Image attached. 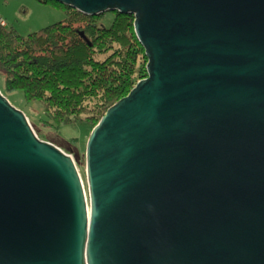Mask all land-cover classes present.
Here are the masks:
<instances>
[{
	"label": "water",
	"instance_id": "water-1",
	"mask_svg": "<svg viewBox=\"0 0 264 264\" xmlns=\"http://www.w3.org/2000/svg\"><path fill=\"white\" fill-rule=\"evenodd\" d=\"M135 16L147 77L85 180L0 89V264H264V0H53Z\"/></svg>",
	"mask_w": 264,
	"mask_h": 264
},
{
	"label": "trees",
	"instance_id": "trees-1",
	"mask_svg": "<svg viewBox=\"0 0 264 264\" xmlns=\"http://www.w3.org/2000/svg\"><path fill=\"white\" fill-rule=\"evenodd\" d=\"M40 1L62 6L65 18L27 35L0 18L2 92L22 90L27 101L42 104L53 125L87 120L93 128L148 75L135 16L109 11L115 16L105 26L100 22L105 12L87 15L53 0Z\"/></svg>",
	"mask_w": 264,
	"mask_h": 264
},
{
	"label": "rangeland",
	"instance_id": "rangeland-1",
	"mask_svg": "<svg viewBox=\"0 0 264 264\" xmlns=\"http://www.w3.org/2000/svg\"><path fill=\"white\" fill-rule=\"evenodd\" d=\"M114 16L112 12H105L100 22L109 26ZM0 18L4 19L7 27L15 28L20 34L27 35L64 19L65 10L62 6L40 0H0ZM3 85L4 80L1 77V91ZM6 96L13 105L25 112L40 138L56 144L67 153L70 152L85 180V151L92 130L91 123L87 120H73L53 125L54 121L49 120L44 113L42 104L36 100L27 101L22 90L7 93Z\"/></svg>",
	"mask_w": 264,
	"mask_h": 264
},
{
	"label": "built area",
	"instance_id": "built-area-1",
	"mask_svg": "<svg viewBox=\"0 0 264 264\" xmlns=\"http://www.w3.org/2000/svg\"><path fill=\"white\" fill-rule=\"evenodd\" d=\"M1 22L4 24V20H1Z\"/></svg>",
	"mask_w": 264,
	"mask_h": 264
}]
</instances>
